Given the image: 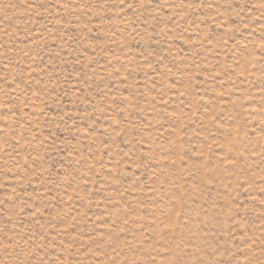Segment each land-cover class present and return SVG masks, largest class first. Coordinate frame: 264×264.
Returning <instances> with one entry per match:
<instances>
[{"label": "rangeland", "instance_id": "1", "mask_svg": "<svg viewBox=\"0 0 264 264\" xmlns=\"http://www.w3.org/2000/svg\"><path fill=\"white\" fill-rule=\"evenodd\" d=\"M0 264H264V0H0Z\"/></svg>", "mask_w": 264, "mask_h": 264}]
</instances>
